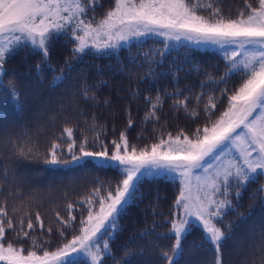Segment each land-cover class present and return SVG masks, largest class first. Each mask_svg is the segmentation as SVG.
Listing matches in <instances>:
<instances>
[{
  "label": "snow or ice",
  "instance_id": "obj_1",
  "mask_svg": "<svg viewBox=\"0 0 264 264\" xmlns=\"http://www.w3.org/2000/svg\"><path fill=\"white\" fill-rule=\"evenodd\" d=\"M218 3L219 0H114V7L96 21L94 16L89 19L88 13L95 12L99 0H0V90L13 99L19 95L15 85L3 84L7 59L28 48L42 57L37 65L40 72L42 65L47 64L52 42L61 38L73 43L72 57L76 59L89 52L111 55L132 41L143 44L149 37H160L163 48L145 54L149 66L157 63L156 56L163 58L182 42L217 45L223 50L227 68L220 80L213 81L217 86L225 84L221 95L227 93V81L232 76L242 77L241 85L228 96L226 110L215 120L211 118L216 108L215 98L208 96L204 110L209 124L197 128L194 138L183 133L175 137L169 134L167 139L161 138L150 147L138 149L129 144L122 131L119 140L111 142L110 152L100 139L103 126H98L93 118L92 143H98L100 150L92 151L87 135L82 133L78 143L73 128L66 126L58 141L50 145L45 163L68 165L69 160L61 159L66 148L73 165L80 166L91 158L98 168L117 169L121 179L114 187L98 185L81 201L87 205V215L81 216L78 229L74 226L72 203L67 205V218L56 213L61 243L51 250L52 228L49 226L45 232L39 212L35 214V223L31 213L26 212L14 224L7 211V201H0V264H104L107 257L116 264L110 244L119 231L123 210L135 200L138 183L145 176L166 177L179 185L171 217L165 218L169 232L162 237H174V244L169 250H161V260L165 264H178L183 253L182 241L193 228L199 227L203 233L202 246H210L214 254L213 264H222L221 249L229 239L231 228L225 225L224 217L235 210L234 200L238 203L242 190L264 176V0H256L255 6L244 0V8L235 18H226ZM66 65L71 71V63L66 61ZM151 71L149 67V74ZM65 79V70L61 69L53 77V85L59 87ZM104 84L101 81L89 85L84 81L81 95L85 100L96 101L95 89ZM204 86L202 82L201 87ZM165 96L176 97L173 107L188 111L189 97L179 99V89L163 95L158 91L154 98L145 97L150 106L146 122L159 119L156 113L162 108ZM195 99L199 101L201 96ZM193 114H196L194 110ZM128 126H132L131 119ZM12 146L19 157L40 155L35 144L21 146L13 142ZM233 150L235 156L230 155ZM3 168L7 180V165ZM257 192H264V185ZM37 228L41 230L39 235ZM68 229H73L70 239L65 235ZM8 231L14 234L13 240L6 239ZM142 235L151 233L145 231ZM25 238L29 241L28 248L22 243ZM124 251L127 258L131 253L127 248Z\"/></svg>",
  "mask_w": 264,
  "mask_h": 264
},
{
  "label": "trees",
  "instance_id": "obj_2",
  "mask_svg": "<svg viewBox=\"0 0 264 264\" xmlns=\"http://www.w3.org/2000/svg\"><path fill=\"white\" fill-rule=\"evenodd\" d=\"M249 2L255 6L256 0ZM217 6L226 18H235L244 8V0H219ZM113 7L114 0H99L95 12H89L88 18L94 16L98 21ZM201 14L208 15L207 12ZM73 47V43L65 38L54 40L49 48L47 64L42 65L40 72L37 65L41 64L42 57L28 48L20 49L7 59L4 66L7 75L3 77L4 85H15L18 99L0 90V188L3 191L0 201H7V211L14 224L26 212L31 213L35 223V214L39 212L45 232L49 226L52 228L50 250L61 243L56 213L67 218V205L72 203V214L76 217L74 226L78 229L81 216L87 215V205L81 201L86 200L98 185L111 184L114 187L121 179L117 169L98 168L91 158L80 166L73 165L66 148L61 159L69 160L68 165L45 163L50 145L54 140L58 141L66 126L73 128L78 143L82 133L87 135L88 147L92 151L100 150L98 143H92L93 118L98 126H103L100 139L108 145L110 152L111 142L118 141L122 131L129 144L138 149L150 147L161 138L167 139L169 134L175 137L183 133L194 138L197 128L202 129L209 124L204 110L208 96L215 98L216 108L212 110L211 117L215 120L226 110L228 96L242 83L240 75L232 76L227 81L228 91L224 95H221V89L225 84L217 86L213 83L227 71L221 49L182 42L163 58L156 56L157 63L149 66L145 63V54L163 48L160 37H149L143 44L132 41L111 55L89 52L73 59ZM66 61L71 63V71L67 70ZM61 69L65 70L66 79L56 87L53 77ZM84 81L89 85L106 82L95 89L96 101L85 100L81 95ZM202 82L204 87H201ZM177 89L180 90L179 99L189 97L188 111L173 107L176 97L165 96L162 108L156 113L159 119L146 122L145 115L150 106L145 97L154 98L158 91L163 95ZM197 95L201 96L199 101L195 99ZM129 119L131 127L128 126ZM13 142L21 146L35 144L40 155L36 158L19 157L15 154ZM4 165H7L9 174L7 180L3 176ZM261 185H264V176L242 190L238 203L234 200L235 210L224 217L225 225L231 228L229 239L221 249L222 264H261L264 253V192H257ZM178 190V183L166 177L141 178L136 198L123 210L119 231L110 244L116 264H165L160 258L161 250H169L174 244V237L162 238L167 236L170 227L165 218L171 217ZM13 209L17 211L13 212ZM40 231L37 228L36 235ZM145 231L151 235H142ZM72 234L73 229L65 233L68 239ZM13 235L11 231L6 232V239L13 240ZM202 237L199 227L193 228L182 241L183 253L178 257V264H213L214 254L210 246H202ZM22 243L25 248L29 247L27 238ZM126 248L131 253L127 258ZM104 264H114V261L107 257Z\"/></svg>",
  "mask_w": 264,
  "mask_h": 264
},
{
  "label": "rangeland",
  "instance_id": "obj_3",
  "mask_svg": "<svg viewBox=\"0 0 264 264\" xmlns=\"http://www.w3.org/2000/svg\"><path fill=\"white\" fill-rule=\"evenodd\" d=\"M196 46V45H195ZM199 47H202V48H215V49H220L219 48V46H217V45H200ZM222 50V49H221ZM231 156H235L236 155V153H235V151L233 150L232 152H231V154H230ZM227 158V157H226ZM214 162V161H213Z\"/></svg>",
  "mask_w": 264,
  "mask_h": 264
}]
</instances>
